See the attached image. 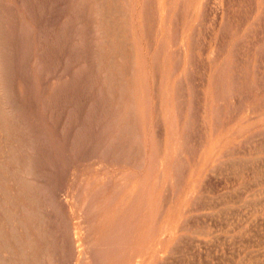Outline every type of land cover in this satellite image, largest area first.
Wrapping results in <instances>:
<instances>
[{"label": "rangeland", "instance_id": "1", "mask_svg": "<svg viewBox=\"0 0 264 264\" xmlns=\"http://www.w3.org/2000/svg\"><path fill=\"white\" fill-rule=\"evenodd\" d=\"M0 147V264H264V0H0Z\"/></svg>", "mask_w": 264, "mask_h": 264}, {"label": "bare ground", "instance_id": "2", "mask_svg": "<svg viewBox=\"0 0 264 264\" xmlns=\"http://www.w3.org/2000/svg\"><path fill=\"white\" fill-rule=\"evenodd\" d=\"M149 6H150V5H149ZM118 8H119V7H118ZM4 15H5V14H4ZM116 21H117V20H116ZM144 26H145V25H144ZM88 34H89V33H88ZM150 40H151V39H150ZM100 44H101V43H100ZM14 48H15V47H14ZM3 49H4V47H3ZM162 52H163V51H162ZM123 55H124V54H123ZM187 62H188V61H187ZM190 64H191V63H190ZM12 69H13V68H12ZM17 69H18V68H17ZM125 70H126V69H125ZM106 71H107V70H106ZM125 74H126V73H125ZM174 75H175V74H174ZM11 93H12V92H11ZM1 94H2V93H1ZM4 95H5V94H4ZM133 96H134V95H133ZM241 98H242V97H241ZM14 99H15V98H14ZM176 102H177V101H176ZM5 103H6V102H5ZM118 103H119V102H118ZM7 111H8V110H7ZM120 129H121V128H120ZM42 132H43V131H42ZM46 138H47V137H46ZM57 138H58V137H57ZM19 139H20V138H19ZM29 140H30V139H29ZM31 144H32V143H31ZM0 148H1V147H0ZM232 149H233V148H232ZM230 154H231V152H230ZM182 155H183V154H182ZM60 159H61V158H60ZM44 160H45V159H44ZM65 160H66V159H65ZM105 160H106V159H105ZM170 160H171V159H170ZM35 161H36V160H35ZM19 162H20V161H19ZM28 162H29V161H28ZM162 162H163V161H162ZM14 163H15V162H14ZM29 163H30V162H29ZM67 163H68V162H67ZM168 164H169V163H168ZM168 164H167V166H168ZM162 165H163V164H162ZM6 169H7V167H6ZM32 169H33V168H32ZM18 171H19V170H18ZM27 171H28V170H27ZM33 171H35V170H33ZM66 171H67V170H66ZM68 171H69V170H68ZM29 176H30V175H29ZM37 177H38V176H37ZM126 178H127V177H126ZM24 179H25V178H24ZM27 182H28V181H27ZM38 184H39V183H38ZM0 188H1V187H0ZM41 190H42V189H41ZM32 191H33V190H32ZM39 191H40V190H39ZM49 191H50V190H49ZM21 192H22V191H21ZM36 192H37V191H36ZM51 192H52V191H51ZM196 193H197V192H196ZM222 194H223V193H222ZM22 195H23V194H22ZM194 196H195V195H194ZM52 197H53V196H52ZM89 197H90V196H89ZM16 199H17V198H16ZM91 199H92V198H91ZM90 203H91V202H90ZM92 203H93V202H92ZM7 204H8V203H7ZM15 205H16V204H15ZM5 206H6V205H5ZM84 206H85V205H84ZM13 208H14V207H13ZM83 208H84V207H83ZM83 208H82V210L85 211L84 214H85V213L88 214V212H89L90 209H91V208H89V209H88L89 211L87 212V209L84 210ZM0 209H1V208H0ZM92 209H93V208H92ZM92 209H91V210H92ZM94 209H95V208H94ZM144 209H145V208H144ZM3 211H4V210H3ZM37 211H38V210H37ZM39 211H40V210H39ZM94 211H96V210H94ZM80 212H82V211H80ZM132 212H133V211H132ZM12 213H13V212H12ZM18 213H19V212H18ZM82 213H83V212H82ZM94 213H95V212H94ZM97 213H98V211H97ZM97 213H96V214H97ZM84 214H83V215H84ZM96 214H95V216H96ZM46 215H47V214H46ZM137 215H138V214H137ZM9 216H10V214H9ZM90 216H92V212H91V213L89 212V217H88V218H90ZM135 216H136V215H135ZM135 216L133 215V218H134ZM84 217H85V215H84ZM131 217H132V215H131ZM86 218H87V215H86ZM2 219H3V218H2ZM7 219H9V218H7ZM24 219H25V218H24ZM41 219H42V218H41ZM117 219H118V218H117ZM120 219H121V218H120ZM61 220H62V219H61ZM80 220H82V219H80ZM80 220H79V222H80ZM83 220H84V218H83ZM118 220H119V219H118ZM6 221H7V220H6ZM85 221H86V224H87V222L89 223L90 220H89V221L85 220ZM91 221H92V219H91ZM8 222H9V220H8ZM20 222H21V221H20ZM20 222H19V223H20ZM52 222H53V221H52ZM115 222H116V220H115ZM123 222H124V221H123ZM47 223H48V222H47ZM105 223H106V222H105ZM112 223H113V222H112ZM141 223H142V222H141ZM0 224H1V223H0ZM21 224H22V222H21ZM86 224L84 223V225H83L82 228H84V226H85ZM23 225H24V224H23ZM27 225H28V224H27ZM40 225H41V224H40ZM88 225H89V224H88ZM118 225H119V222H117V225H116V226H118ZM120 225H122V224H120ZM104 226H105V225H104ZM108 226H109V225H108ZM159 226H160V225H159ZM167 226H168V225H167ZM0 227H1V226H0ZM4 227H5V226H4ZM43 227H44V226H43ZM122 227H123V226H122ZM122 227H121V228H122ZM68 228H69V227H68ZM109 228H110V227H109ZM117 228H120V227H117ZM117 228H116V231H117ZM164 228H165V227H164ZM88 229H89V228H88ZM111 229H112V228H110V230H111ZM155 229L157 230L156 227H155ZM13 230H14V229H13ZM39 230H40V229H39ZM73 230H74V229H73ZM84 230H85V228H84ZM90 230H92V228H90L89 231H90ZM123 230H124V229H123ZM123 230H122V231H123ZM156 230H155V231H156ZM5 231H6V230H5ZM17 231H18V230H17ZM54 231H55V230H54ZM85 231H88V230L86 229ZM85 231H83V232H85ZM89 231H88V234H89ZM99 231L101 232V230H99ZM113 231L115 232V226H114V228H113ZM113 231H112V232H113ZM124 232H125V231H124ZM29 233H30V232H29ZM110 233H111V232H110ZM110 233H109V234H110ZM115 233H116V232H115ZM118 233H119V232H118ZM120 233H121V232H120ZM132 233H133V232H132ZM47 234H48V233H47ZM73 234L75 235V239L78 240V238H79V233H78V230H77V229H75V231H74ZM102 234H103V233H102ZM109 234L107 235V237L110 236ZM0 235H1V234H0ZM86 235H87V233H86ZM96 235H97V234H96ZM111 235H113V234H111ZM117 235H118V234H117ZM117 235H116V237H117ZM5 236H6V235H5ZM91 236H92V234H91ZM104 236H105V235H104ZM123 236H124V235H123ZM73 237H74V236H73ZM128 237H129V236H128ZM128 237H126L125 239H127ZM67 238H68V237H67ZM91 238H92V237H91ZM91 238H89V239H91ZM93 238H94V237H93ZM96 238H97V237H96ZM114 238H115V237H114ZM120 238H121V236L119 237V239H120ZM29 239H30V238H29ZM85 239H86V238H85ZM89 239H88L85 243H83V244H81V242H80L79 244L77 243L78 245H76V246H77L76 248H78V249H77L76 251L79 250V252L84 253L83 256H84L86 259H89V256H90V259H92V260H94V262H96V261H98V258H99L100 256H102V254L104 253V251H105V250L108 251V249H105V248H103V247H101V246H100V247L103 248L104 250H103V249H98V248L95 249L94 247L96 246V245H95L96 242H95V244H94L95 246H94V245L91 244L92 242H91ZM104 239H105V238H104ZM104 239H103V242H104L107 238H106L105 240H104ZM108 239H110V237H109ZM132 239H133V238H132ZM132 239H131V240H132ZM100 240H101V239H100ZM110 240H111V239H110ZM110 240H109V241H110ZM114 240H115V239H114ZM123 240H124V239H123ZM123 240H122L121 242H123ZM127 240H128V239H127ZM47 241H48V240H47ZM93 241H95V240H93ZM111 241H112V240H111ZM20 242H21V241H20ZM32 242H33V241H32ZM36 242H37V241H36ZM112 242H113V241H112ZM119 242H120V241H119ZM18 243H19V242H18ZM18 243H17V244H18ZM106 243H108V242H106ZM116 243H117V242H116ZM127 243H128V242H127ZM19 244H20V243H19ZM19 244H18V245H19ZM75 244H76V243H75ZM124 244H125V243H124ZM129 244H130V242H129ZM129 244H128V245H129ZM0 245H1V244H0ZM31 246H32V245H31ZM31 246H30V247H31ZM83 246H84V248H83ZM102 246H103V245H102ZM25 247H26V246H25ZM34 247H35V246H34ZM36 247H37V246H36ZM8 248H9V247H8ZM19 248H21V247H19ZM31 248H32V247H31ZM76 248H75V249H76ZM109 248H110V247H109ZM111 248L114 249V247H111ZM111 248H110V252L112 251ZM119 248H120V247H119ZM36 249H38V248H36ZM120 249H121V248H120ZM102 250H103V251H102ZM116 250H118V249H116ZM128 250H129V248H128ZM130 250H131V247H130ZM130 250H129V251H130ZM22 251H23V250H22ZM25 251H26V250H25ZM30 251H31V250H30ZM121 251H122V250H121ZM124 251H126V250H124ZM35 252H36V251H35ZM102 252H103V253H102ZM112 252H114V251H112ZM115 252H116V251H115ZM134 252H135V251H134ZM8 253H9V252H8ZM12 253H13V252H12ZM63 253H64V252H63ZM101 253H102V254H101ZM108 253H109V252H108ZM118 253H119V252H118ZM123 253H124V252H123ZM123 253H122V254H123ZM48 254H49V252H48ZM79 254H80V253H79ZM106 254H107V253H105L104 255H106ZM138 254H139V253H138ZM2 255H4V254H2ZM8 255H9V254H8ZM104 255H103V256H104ZM123 255H124V254H123ZM116 256H117V255H116ZM120 256H121V255H120ZM134 256H135V255H134ZM139 256H141V255L139 254ZM23 257H24V256H23ZM77 257H78V256H77ZM106 257H107V256H106ZM121 257H122V256H121ZM130 257H131V256H130ZM81 258H82V257H81ZM104 258H105V257H104ZM90 259H89V260H90ZM99 259H100V258H99ZM132 259H133V258H132ZM3 260H4V259H3ZM82 260H83V259H82ZM84 260H85V259H84ZM100 260H101V259H100ZM100 260H99V261H100ZM108 260H109V258H108ZM63 261H64V260H63ZM85 261H86V260H85ZM85 261H83V262H85ZM28 262H29V261H28ZM0 263H1V262H0ZM11 263H12V262H11ZM125 263H126V262H125ZM138 263H139V261H138ZM138 263H137V264H138ZM140 263H141V262H140ZM130 264H133V263H130Z\"/></svg>", "mask_w": 264, "mask_h": 264}]
</instances>
